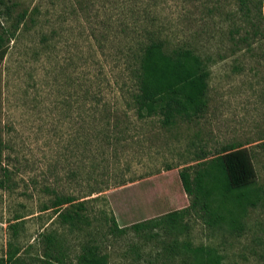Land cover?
<instances>
[{
	"label": "rangeland",
	"instance_id": "1",
	"mask_svg": "<svg viewBox=\"0 0 264 264\" xmlns=\"http://www.w3.org/2000/svg\"><path fill=\"white\" fill-rule=\"evenodd\" d=\"M152 37L203 61L201 116L171 127L137 117L135 54ZM225 147L264 185V0L0 4L1 264H78L86 242L107 264H189L182 249L163 250L174 238L215 249L225 264H264V200L234 213V230L193 209L169 234L132 228L187 209L180 171ZM79 202V220L63 222Z\"/></svg>",
	"mask_w": 264,
	"mask_h": 264
},
{
	"label": "trees",
	"instance_id": "2",
	"mask_svg": "<svg viewBox=\"0 0 264 264\" xmlns=\"http://www.w3.org/2000/svg\"><path fill=\"white\" fill-rule=\"evenodd\" d=\"M2 3L3 0H0ZM8 8L6 6L5 10L8 11ZM24 17L21 14L17 22ZM135 55L133 77L137 87L131 97L138 118L158 116L163 127H171L178 119L190 120L205 112L208 70L199 56L183 47L165 51L163 40L153 37L140 40ZM228 150L231 149L225 147L223 153L180 171L182 187L190 196L187 209L168 211L134 223L132 228L139 232L149 229V235L153 238L159 237L155 228H162L169 234L170 229L175 230L182 222L184 212L190 209L196 211L209 227L225 225L232 230L238 228V222L233 219L234 213L262 202L264 185L252 179L253 173L240 151L234 154ZM72 201V197L66 196L54 203L61 205ZM82 204H77L79 207L76 211L68 208L61 212L62 221L74 223L79 220ZM53 239V235L46 237L47 241ZM163 245V250H171V254L182 249L189 258V264H225L216 250L210 247H193L189 242H180L177 238ZM13 260L14 256L10 253L7 261L11 263ZM77 263L107 264L105 257L98 254L96 245L91 242L81 247Z\"/></svg>",
	"mask_w": 264,
	"mask_h": 264
}]
</instances>
